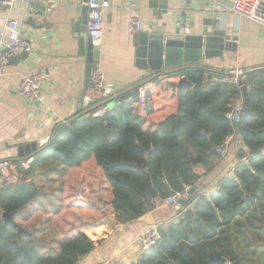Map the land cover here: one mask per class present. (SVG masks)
Masks as SVG:
<instances>
[{
	"label": "crops",
	"instance_id": "1",
	"mask_svg": "<svg viewBox=\"0 0 264 264\" xmlns=\"http://www.w3.org/2000/svg\"><path fill=\"white\" fill-rule=\"evenodd\" d=\"M108 1L103 42L96 52L94 69L102 72L106 86L117 97L148 85V91L151 89L148 106L145 109L134 106L145 122L146 133L154 132L161 121L177 111V83L181 78L169 79L167 86L164 81L152 82L151 72L137 65L140 33L200 35L206 31H225L237 40V51L226 52L224 61L215 58L204 64L210 65L218 75L234 68L248 72L264 67V28L248 24L229 11H219L209 1ZM86 2L62 0L49 13L42 3L18 2L13 7L10 16L22 23L21 38L32 45V52L14 58L5 75L0 76V160L19 163L23 160L18 157L21 147L35 144L37 150L42 149L52 141L58 127L84 111L83 97L89 89H85L87 64L86 58L78 54V40ZM7 16V12L0 11V32ZM134 17L142 23L139 33L128 31L129 21ZM39 72L45 73L46 79L41 101L32 103L20 94L19 86L24 77ZM208 77V87L222 82ZM240 99H244L243 94L234 98L233 103ZM94 100L100 106L103 103L98 94ZM148 108L153 109L151 114L147 113ZM231 145L234 151H228L223 158L217 157L210 167L194 168L198 176L193 186L195 196L210 197L218 192L225 179L235 177L241 143ZM28 178L27 183L33 182L38 189V196L15 217V223L34 239L44 257L58 256L63 241L87 233L98 243L77 264H133L144 253L139 238L154 224L166 229L174 224L177 215L174 209L156 200L155 208L138 221L118 223L112 186L95 157L74 168L48 162ZM81 187L83 199L76 201L73 193ZM193 205L194 202L186 209Z\"/></svg>",
	"mask_w": 264,
	"mask_h": 264
},
{
	"label": "trees",
	"instance_id": "2",
	"mask_svg": "<svg viewBox=\"0 0 264 264\" xmlns=\"http://www.w3.org/2000/svg\"><path fill=\"white\" fill-rule=\"evenodd\" d=\"M187 78L193 89L178 90L177 111L154 132L143 130L145 122L134 108L137 97L95 118L92 112L102 106L98 105L69 121L34 154L31 168L20 174L33 177L48 162L74 168L95 157L112 186L117 222L131 224L153 210L156 200L184 185L194 186L198 180L194 168L213 165L216 149L233 135L232 143H241L235 177L225 179L210 197L192 193L189 205H194L181 221L162 229L159 241L133 264H203L219 257L225 264H264V67L245 74L249 110L238 126L227 113L242 89L224 82L208 87L210 78L200 69L190 71ZM152 111L147 109L148 114ZM252 151L262 153L250 156ZM243 158H248L247 164L241 163ZM149 183L157 199L152 198ZM37 196L33 182L0 189V264H77L97 246L89 234L63 241L58 256L44 257L31 236L19 235L17 225L3 220L2 214L16 217Z\"/></svg>",
	"mask_w": 264,
	"mask_h": 264
},
{
	"label": "built area",
	"instance_id": "3",
	"mask_svg": "<svg viewBox=\"0 0 264 264\" xmlns=\"http://www.w3.org/2000/svg\"><path fill=\"white\" fill-rule=\"evenodd\" d=\"M61 1L62 0H0V11L8 13L4 24V30L0 32V76L5 75L10 62L14 58L32 52V45L21 38L23 32L22 23L10 16L15 4L18 2L42 3L46 12L49 13L59 6ZM206 1H209L218 7L219 11H229L235 16L246 18L254 24L264 28V0ZM86 7L89 10L87 25L88 33L92 38L93 46L100 47L103 42L105 12L110 7V2L108 0H88L86 2ZM141 30L142 23L140 19L136 17L132 18L128 24V31L130 33H139ZM245 74L246 71L244 69L234 68L225 73L223 80L221 81L242 89L241 87L245 79ZM45 79L46 74L43 72H39L31 77H24L19 86L20 94L32 103L41 101V88ZM148 89V85H142L139 87L138 100L134 106L136 105L144 109L148 106ZM97 94L102 99L103 103L100 108L92 112V116L95 118L103 117L112 109L109 107V102L116 98V94L111 88L106 86L102 72L93 69L90 87L83 97L84 111H91L95 106H98L94 100V97ZM243 113L244 99H240L231 105V109L227 113V118L231 123L236 125L239 124ZM233 139V135L229 136L224 143L216 149L219 158L226 156ZM33 161V157L23 159L17 164L9 160H0V185L4 187L6 185L19 184L21 179L19 169L22 171L29 170ZM241 163L247 164L248 158H243ZM192 193L193 186L184 185L181 191L173 193L161 201L162 205L171 207L177 212L174 224L181 221L182 216L186 211L184 203L191 200ZM83 196L84 189L82 187L73 193V198L76 201L82 200ZM160 235V225H152V227L139 238L143 252L149 250L155 245L159 241Z\"/></svg>",
	"mask_w": 264,
	"mask_h": 264
},
{
	"label": "water",
	"instance_id": "4",
	"mask_svg": "<svg viewBox=\"0 0 264 264\" xmlns=\"http://www.w3.org/2000/svg\"><path fill=\"white\" fill-rule=\"evenodd\" d=\"M88 1V0H87ZM88 13L87 7L83 9V20L81 27V36L78 40V54L81 57L86 58V82L85 89L87 90L91 84L92 72L94 69V59L98 47H94L92 44V38L88 33ZM237 40L227 36L225 31L214 30L206 31L200 35H188V34H169L161 31H154L152 33L143 32L139 34L136 58L137 65L146 71H150L153 83H159L164 81L165 85H169V79L181 78L177 83V88H190L193 89V84L187 78L190 71L200 69L206 72L208 76L215 77L219 80H223L224 75L216 74L215 70L208 64H204L205 61H210L215 58H220L224 61L226 52L237 51ZM199 64V65H198ZM198 65V66H196ZM242 92L244 98V113L240 119L239 124H242L248 114L249 110V97L246 87L242 84ZM139 93V86L134 89L116 96L109 102V107L113 108L120 102H131ZM239 124H236L238 126ZM66 124H62L56 132L53 138L60 133ZM52 138V140H53ZM37 146L35 144L21 147L19 149V159H26L33 157L37 152ZM234 151V146L231 145L229 152ZM262 151H252L250 156H256L261 154ZM217 154V153H216ZM28 176H21L20 184H26L29 182ZM149 181V178H148ZM148 188L151 192L152 198L157 199V194L152 188L151 183L148 184ZM190 201L184 203L188 206ZM2 218L5 222L16 225L14 214H2ZM112 224V221H109ZM27 233L25 230L18 228V234ZM217 261L221 264H225L226 261L219 257L212 259L209 262ZM209 262L203 263L207 264ZM233 264H240L239 262Z\"/></svg>",
	"mask_w": 264,
	"mask_h": 264
},
{
	"label": "rangeland",
	"instance_id": "5",
	"mask_svg": "<svg viewBox=\"0 0 264 264\" xmlns=\"http://www.w3.org/2000/svg\"><path fill=\"white\" fill-rule=\"evenodd\" d=\"M243 21H246V22H248V24H251V25H255L252 21H250V20H248V19H246V18H241Z\"/></svg>",
	"mask_w": 264,
	"mask_h": 264
}]
</instances>
